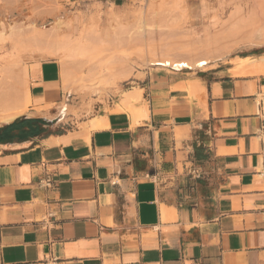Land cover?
<instances>
[{"label":"crops","instance_id":"obj_1","mask_svg":"<svg viewBox=\"0 0 264 264\" xmlns=\"http://www.w3.org/2000/svg\"><path fill=\"white\" fill-rule=\"evenodd\" d=\"M39 1L77 15L130 0ZM10 7L23 16L25 0H0V22ZM7 34L0 264H264V74L235 75L234 57L156 65L129 89L134 109L123 97L77 116L60 61L19 65ZM21 80L25 109L5 119Z\"/></svg>","mask_w":264,"mask_h":264},{"label":"rangeland","instance_id":"obj_2","mask_svg":"<svg viewBox=\"0 0 264 264\" xmlns=\"http://www.w3.org/2000/svg\"><path fill=\"white\" fill-rule=\"evenodd\" d=\"M256 1L130 0L120 7L98 4L90 10L77 11V15L74 12L61 15L66 11L61 2L25 0L23 16H12L10 7V16L4 23L0 22V26L5 28V33L8 31L5 41L14 46L9 51L10 58L19 65L29 59L60 61L62 74L69 73L73 81L65 85L70 93L66 105L68 113L82 116L94 112L96 105L123 98L125 91L137 86L135 81L142 78L145 71L156 66L150 64L149 59L163 54L195 60L210 56V50H205L214 45V35L221 29L223 35L228 33L233 15H239L240 10L246 13L247 19L246 22L245 17L244 22L241 20L243 24L237 21V27L241 31L242 26L252 27L254 20L249 19L248 14L250 17L253 5L254 10L260 12L256 4L259 0ZM58 21H63L60 24H65L66 28ZM231 38V42L221 39L219 45L217 43L223 54L212 59V63L237 55L264 53V44L238 45L240 41ZM124 65L129 67L130 73L119 78L126 72L122 69ZM75 84H78L75 91L67 90V86Z\"/></svg>","mask_w":264,"mask_h":264},{"label":"bare ground","instance_id":"obj_3","mask_svg":"<svg viewBox=\"0 0 264 264\" xmlns=\"http://www.w3.org/2000/svg\"><path fill=\"white\" fill-rule=\"evenodd\" d=\"M256 4L260 8V12L258 13V11H255L254 10V5H253V10H252L253 12H251L250 17H249L250 13L249 14L247 13L248 14V18L254 20V24L252 25V27H250L251 25L249 26V24H250L249 22L246 23L247 25L244 24L246 26H249V28H251L250 29L251 32H250L248 27L242 26V28L244 29L242 31H241V28L237 27V26H239L238 25L239 23L243 24V22L244 21L246 22V19H247V17L244 16L246 13L245 14L241 13V12H244V11L240 10L241 12H239L240 13L239 15L236 14V13H235L236 16L233 15L234 20H231L232 22L230 23L231 24L230 28L226 27V28L229 29L228 33H226V34L224 33V35H223L222 33H220L221 30H222L221 29L220 31H218V33H216L214 35V41H215L214 45H212V47L208 46L207 50H205V51L210 50L209 52L211 53V55L208 53L210 56H208V57H199L198 59L195 60V59H191V58L190 59H186L188 57L179 58V57H174V56H170V55H167V54L166 55L163 54V56L154 57L152 59H149L148 60L149 63L152 64V65H161V66H164V67H174L175 69L176 68H180L181 69L182 67H189V68L202 67V68H204L212 59H217V58L220 57L221 54H223V50L221 52L219 47L216 46V45H217V43L219 45L220 40L222 39L221 41H223L228 35L229 36L225 39V41L226 40H227V42L230 41L229 38H231V37L234 38V39L236 38V39H238L240 41V42H237V43H239L238 45L242 44V45H246V46H252L254 44H257V45L258 44L259 45L264 44V0H259V2H257ZM55 7H57V6H55ZM255 8H257V7H255ZM242 14H243V16H242ZM230 17L233 18L232 16H230ZM244 17H245V20H244ZM58 19H60V17H58ZM61 20L62 19H60L59 21H61ZM241 20L242 21L244 20V21L242 22ZM59 21H58V24L63 22L62 21V22L59 23ZM237 21L238 22L240 21V22L238 23ZM60 25H64L65 28H66L65 24H60ZM247 28H248V30H247ZM224 43H226V42H224ZM232 47L233 46H231V48ZM203 53L205 54V52H203ZM200 56H201V54H200ZM232 64H233V68L231 69V72L234 73L235 75L264 74V53H262L261 55H257V56H249V55L240 56V55H237L232 60ZM128 68L129 67L127 65H126V67L124 65V67L122 69L124 71H126V72L123 75H120L119 78H123V77L129 75L130 72H129ZM123 70H120V72H122ZM62 78H63L62 80L65 83V85H67V83L69 84L70 81H71L70 83L73 82L71 80V76L69 75V73L64 74ZM71 85L67 86V90L73 92L77 88L78 84H75L73 86H71ZM26 90H27L26 89V81H22L21 80V81L18 82L17 88H15V92H16V95L18 97L17 100L11 101V100H9L8 96H5V111L7 110L5 112V119L12 118L15 115L19 114L20 112L24 111L25 106H23V104H22L23 102L20 100L19 97L23 98L24 97V93L26 92ZM8 92H10V91H8ZM11 95H13V94H11ZM11 95H10V97H11ZM122 96L124 97V100L122 102L124 104H126L128 107L134 109L135 103L138 102L141 99V92L139 90L133 89V90L125 91ZM6 97H8V100H7ZM29 97H31V96H29ZM141 110H143V109L141 108ZM87 112H88V110H87ZM0 120H3V119H0Z\"/></svg>","mask_w":264,"mask_h":264},{"label":"built area","instance_id":"obj_4","mask_svg":"<svg viewBox=\"0 0 264 264\" xmlns=\"http://www.w3.org/2000/svg\"><path fill=\"white\" fill-rule=\"evenodd\" d=\"M40 184H41V185H44V186H48V187H50V186L53 185V181H52L51 178H46L45 180L41 181ZM262 213L264 214V207H263V209H262Z\"/></svg>","mask_w":264,"mask_h":264}]
</instances>
